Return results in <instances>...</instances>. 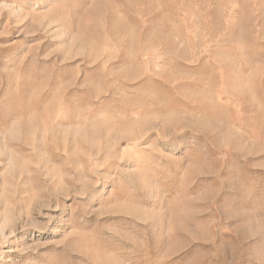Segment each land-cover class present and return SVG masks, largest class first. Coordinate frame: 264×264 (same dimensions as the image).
Wrapping results in <instances>:
<instances>
[{
	"label": "rangeland",
	"instance_id": "374dc122",
	"mask_svg": "<svg viewBox=\"0 0 264 264\" xmlns=\"http://www.w3.org/2000/svg\"><path fill=\"white\" fill-rule=\"evenodd\" d=\"M0 264H264V0H0Z\"/></svg>",
	"mask_w": 264,
	"mask_h": 264
}]
</instances>
